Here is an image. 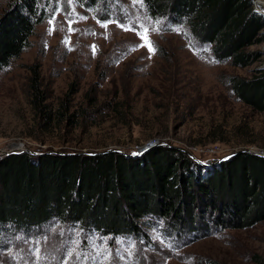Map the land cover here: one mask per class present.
Listing matches in <instances>:
<instances>
[{"label": "rangeland", "instance_id": "rangeland-1", "mask_svg": "<svg viewBox=\"0 0 264 264\" xmlns=\"http://www.w3.org/2000/svg\"><path fill=\"white\" fill-rule=\"evenodd\" d=\"M77 1L50 0L57 9L46 10L50 17L30 46L0 72V155L20 147L35 153L118 150L126 156L156 144L179 148L208 171L227 155L264 151V113H251L225 88L231 76L247 78L260 68L264 74V40L248 48L261 53L260 61L235 68L216 62L181 28L149 19L139 0H125L119 22L101 21ZM145 30L154 52L138 35ZM35 65L54 105L74 85L73 105L84 108L94 95L110 105L116 95L117 114L97 112L94 126L84 121L72 133H42L24 92L27 67ZM205 224L207 231L187 236L158 222L145 225L146 236L139 238L46 225L28 236H0V264H254V256L264 257V221L244 229Z\"/></svg>", "mask_w": 264, "mask_h": 264}, {"label": "trees", "instance_id": "trees-1", "mask_svg": "<svg viewBox=\"0 0 264 264\" xmlns=\"http://www.w3.org/2000/svg\"><path fill=\"white\" fill-rule=\"evenodd\" d=\"M253 1L139 0L149 19L181 28L188 41L205 48L216 62L240 69L261 59L259 51H248L264 40V17L254 11ZM77 2L101 21L119 22L126 13L125 0ZM48 8L57 6L51 8L50 0L0 5V72L30 46L37 27L50 17ZM27 69L31 75L25 99L42 133H72L84 121H91L90 128L97 112L119 110L116 95L110 105H102L97 95L87 97L84 108L73 105L78 92L74 85L54 105L52 91L42 86L39 66ZM225 88L251 113H264L262 71L247 78L231 76ZM60 152L0 158V236H28L57 224L102 237L139 238L146 236L145 225L158 222L168 232L188 236L207 231L206 221L213 228L243 229L264 221V157L253 153H238L207 171L184 151L166 146L137 157ZM253 263L264 264V257L254 256Z\"/></svg>", "mask_w": 264, "mask_h": 264}, {"label": "water", "instance_id": "water-1", "mask_svg": "<svg viewBox=\"0 0 264 264\" xmlns=\"http://www.w3.org/2000/svg\"><path fill=\"white\" fill-rule=\"evenodd\" d=\"M260 3H264V0H260ZM262 68H260L259 70H261ZM155 146H157L156 144H151V145H147L145 148H143L142 150H139V151H137L136 153H134L133 155H127L126 154V156H139V155H142V154H144L145 152H147L148 150H150L151 148H154ZM21 152H27V153H29V154H31V155H41V153H35V152H32V151H30L29 149H16V150H10V151H6V152H3L1 155H0V157H2V156H8V155H10V154H16V153H21ZM110 152H112V153H119V154H122V152H120V151H118V150H106V151H104L103 153H110ZM241 152H244V151H240V152H237V153H233V154H231V155H227L226 157H224V158H222L221 160H220V162H222V161H224V160H227V159H229V158H231V157H233V156H235L236 154H238V153H241ZM248 152H250V153H253V154H255V155H258V156H261V157H264V155H261V154H259V153H257V152H254V151H248ZM51 153H54V152H52V151H49V152H47V153H45V154H51ZM58 154H62V153H58ZM80 153H72V154H68V155H79ZM95 154H97V153H95V152H89L88 153V155H95ZM190 157H192L191 155H190ZM193 158V157H192Z\"/></svg>", "mask_w": 264, "mask_h": 264}, {"label": "snow or ice", "instance_id": "snow-or-ice-1", "mask_svg": "<svg viewBox=\"0 0 264 264\" xmlns=\"http://www.w3.org/2000/svg\"><path fill=\"white\" fill-rule=\"evenodd\" d=\"M50 23H51V21H50ZM102 26L103 27H107V24H102ZM146 32H147V30H145V33L144 34H139L138 33V35H140L141 36V39L145 41V44L143 46L148 47V49H149L150 52H154L155 51V48L153 47V45L151 44V42L148 40ZM93 51H95V48L93 49Z\"/></svg>", "mask_w": 264, "mask_h": 264}, {"label": "built area", "instance_id": "built-area-1", "mask_svg": "<svg viewBox=\"0 0 264 264\" xmlns=\"http://www.w3.org/2000/svg\"><path fill=\"white\" fill-rule=\"evenodd\" d=\"M261 6L260 0H254L253 1V9L254 11L259 14L260 16L264 17V10L259 8ZM259 154L264 155V151L259 152Z\"/></svg>", "mask_w": 264, "mask_h": 264}, {"label": "bare ground", "instance_id": "bare-ground-1", "mask_svg": "<svg viewBox=\"0 0 264 264\" xmlns=\"http://www.w3.org/2000/svg\"><path fill=\"white\" fill-rule=\"evenodd\" d=\"M262 10H264V3H261V6H259ZM17 149H20V147H17Z\"/></svg>", "mask_w": 264, "mask_h": 264}]
</instances>
